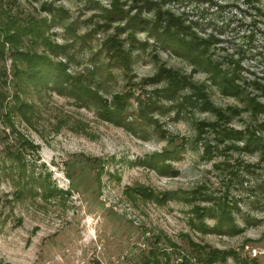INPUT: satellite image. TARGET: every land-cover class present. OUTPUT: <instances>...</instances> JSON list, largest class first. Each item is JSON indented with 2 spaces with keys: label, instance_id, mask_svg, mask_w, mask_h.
I'll return each instance as SVG.
<instances>
[{
  "label": "rangeland",
  "instance_id": "1",
  "mask_svg": "<svg viewBox=\"0 0 264 264\" xmlns=\"http://www.w3.org/2000/svg\"><path fill=\"white\" fill-rule=\"evenodd\" d=\"M120 1L148 28L113 0H0V264H264V0ZM164 13L211 38L235 92L164 44ZM10 22L40 29L11 42ZM116 93L128 124L99 114Z\"/></svg>",
  "mask_w": 264,
  "mask_h": 264
},
{
  "label": "trees",
  "instance_id": "2",
  "mask_svg": "<svg viewBox=\"0 0 264 264\" xmlns=\"http://www.w3.org/2000/svg\"><path fill=\"white\" fill-rule=\"evenodd\" d=\"M113 8L115 12L114 20L117 18L127 19L128 26H131L134 32L140 27L148 28V26L144 27V24L148 23V20L143 19L138 16H129L126 14L125 9L122 8L120 0H113ZM134 6V5H133ZM113 11V10H112ZM168 12V11H166ZM156 27L153 26V30L159 33L162 31V39L164 44L171 47L176 53L188 57L195 66L198 64L199 66L205 65L208 66L212 70V78L215 80H219L218 82L222 86L224 91H233L235 92V79L234 77H229L228 74L223 75L222 69L216 64L213 60L210 59L208 55V49L211 47V38H204L199 36L196 32L191 30V26L186 23V20L181 17H175L168 13H164V16L157 15L156 19ZM23 27L20 24L10 22V25L6 27L7 40L14 42L18 40L21 36L28 34L29 32H36L40 28H29ZM38 34H41L40 32ZM161 36V35H160ZM29 53V52H28ZM27 53V54H28ZM27 59V67L25 73L31 78L33 81L39 82V84H46L48 81L49 75L52 71L50 64L52 63L48 57L38 56L36 54H28L26 55ZM112 63H116L117 65L124 66V68L130 69V53L125 51L123 44H119L117 42L116 45L113 46L111 50V59ZM126 69V70H127ZM19 76L22 75L23 70H17ZM222 73V74H221ZM222 76V78H221ZM61 77H64L62 74L57 78L60 80ZM69 78L72 76L68 75ZM66 81L70 82L68 78L64 77ZM76 92H82L85 95L89 96V99L94 102L97 99H101L99 96V92L95 91L91 85H80L74 86ZM18 95V94H17ZM122 93H116L113 95V99L108 103L106 98H103V104L99 106V114L102 118L111 121L115 124H128L125 122L124 114L128 110L126 98ZM19 101V96L16 98ZM23 106V105H22ZM230 215H227L229 218ZM231 220V219H230ZM232 228L236 229L237 225L235 223H231ZM216 256V255H215ZM213 256L212 258H214ZM212 258L210 260H212ZM209 259V258H208ZM207 259V261H208ZM169 257H167L166 263L163 260H160L157 255L153 253V257L148 259L143 264H168ZM216 261V260H215ZM174 264H196L189 257L184 256L181 260L177 261Z\"/></svg>",
  "mask_w": 264,
  "mask_h": 264
}]
</instances>
